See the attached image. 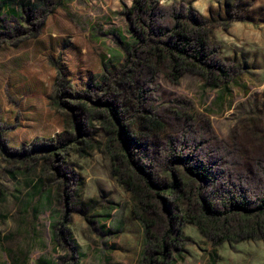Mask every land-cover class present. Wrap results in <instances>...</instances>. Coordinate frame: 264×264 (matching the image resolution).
Instances as JSON below:
<instances>
[{
	"label": "rangeland",
	"instance_id": "obj_1",
	"mask_svg": "<svg viewBox=\"0 0 264 264\" xmlns=\"http://www.w3.org/2000/svg\"><path fill=\"white\" fill-rule=\"evenodd\" d=\"M133 1L0 0V264H140L144 229L112 172L106 131L75 110L112 98L99 87L126 55ZM156 1L161 14L186 4L212 21L232 79L213 86L185 73L175 84L158 74L144 106L169 123L158 143L136 134L138 154L151 169L167 141L204 140L218 201L254 203L264 196V0ZM183 229L168 264H264V238L214 246Z\"/></svg>",
	"mask_w": 264,
	"mask_h": 264
},
{
	"label": "trees",
	"instance_id": "obj_2",
	"mask_svg": "<svg viewBox=\"0 0 264 264\" xmlns=\"http://www.w3.org/2000/svg\"><path fill=\"white\" fill-rule=\"evenodd\" d=\"M160 9L156 0L133 1L126 12L131 38L126 55L119 65L105 68L99 87L112 98L96 99L92 108L80 100L75 108L81 117L94 114L106 131L112 172L130 194L133 214L144 229L140 264H168L180 255L185 224L195 226L214 246L264 238V196L254 203L247 197L220 203L217 175L207 165L211 152L204 140L185 138L180 145L167 141L168 152L151 169L138 154L136 134L158 143L167 131L169 120L144 106L155 91L158 74L175 84L185 73L199 75L213 86L232 79L212 41L211 20L195 15L186 4L170 6L168 14ZM53 227L55 238H62V229Z\"/></svg>",
	"mask_w": 264,
	"mask_h": 264
}]
</instances>
